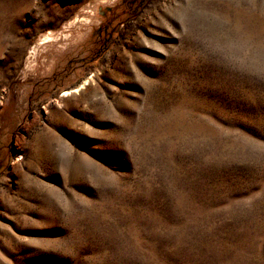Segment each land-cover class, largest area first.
Returning a JSON list of instances; mask_svg holds the SVG:
<instances>
[{"label": "rangeland", "instance_id": "rangeland-1", "mask_svg": "<svg viewBox=\"0 0 264 264\" xmlns=\"http://www.w3.org/2000/svg\"><path fill=\"white\" fill-rule=\"evenodd\" d=\"M0 264H264V0H0Z\"/></svg>", "mask_w": 264, "mask_h": 264}, {"label": "bare ground", "instance_id": "bare-ground-1", "mask_svg": "<svg viewBox=\"0 0 264 264\" xmlns=\"http://www.w3.org/2000/svg\"><path fill=\"white\" fill-rule=\"evenodd\" d=\"M85 19V18H84ZM52 38V36H50L49 34H45L42 38H41V42H44L45 40H50ZM34 50V49H33ZM33 55V54H31Z\"/></svg>", "mask_w": 264, "mask_h": 264}]
</instances>
